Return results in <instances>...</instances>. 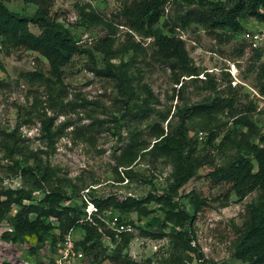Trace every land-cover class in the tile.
Returning a JSON list of instances; mask_svg holds the SVG:
<instances>
[{
  "label": "rangeland",
  "instance_id": "obj_1",
  "mask_svg": "<svg viewBox=\"0 0 264 264\" xmlns=\"http://www.w3.org/2000/svg\"><path fill=\"white\" fill-rule=\"evenodd\" d=\"M132 1L55 0L52 13L59 15L60 22L80 46L91 47L97 38L107 33V29L102 25L82 23L81 9L86 12L92 10L115 24L119 22L115 16L118 10ZM6 6L24 16H31L36 11V6L28 0H12L7 2ZM182 9L185 10V7L173 1L169 2L165 6L161 22L173 21ZM243 22L246 27L256 23L250 17L244 18ZM113 28V45L116 50L114 58L107 62L101 54L94 52L93 63L86 55L76 56L66 67L59 81L49 74L46 59L37 52L26 50L7 54L0 40V142L2 138L11 137L36 151L40 155L37 157L54 170V181L59 182L60 188L72 196L65 204H80L77 193L88 192L83 189L88 184H91L90 192L98 197L113 194L123 199L126 196L144 198L149 193L162 194L171 182V165L168 161L151 160L144 154L129 166H118L116 156L119 154V148L128 140L131 130H136L147 142L153 143L155 138L149 135L151 126L158 123L167 130L168 122L174 123L177 120L176 106L211 99L215 92L206 83V74L214 78L216 90L226 92L230 85L237 91L241 103L255 102L256 108L249 116L264 134V105L259 106L252 96L253 89L258 88L256 71L249 67L251 61L248 49L244 48L243 52H239V47L243 44L242 32L238 37L233 36L228 43H220L200 25L191 24L185 28H176L175 33L185 42L192 64L199 72L198 79L194 80L182 76L181 80L188 81L182 88L180 84L174 83L169 69L152 58L151 38H141L134 34L129 40L139 42L140 48L121 53L122 46L126 44L125 29L118 24ZM31 29L38 33L36 28ZM107 64H110L124 81L95 72L96 69L104 70ZM122 64L125 66L121 67ZM227 67L233 73L232 75L229 72V84L225 83L221 72ZM36 69L41 70L50 81L30 83L21 76L22 73ZM143 84L151 90L153 99L147 98L142 90ZM179 88H182V99L177 97ZM131 91L133 93L130 94L128 108L133 107V110H136L137 107L134 106L146 100L150 108H153L148 118L136 120L124 115L126 105L123 100ZM165 113L166 119L162 118ZM226 113L225 111L214 116L208 124L204 118L199 117L187 121L189 136L198 140L197 154L201 157L207 153L210 158V162L198 168L196 174L204 175L214 168L224 166L241 152V148L237 149L231 143L210 149L198 138L199 132L205 137L209 128L221 126L223 131L230 128L234 118ZM50 120L51 131H58L52 145H48L43 131L44 123ZM241 131L245 132V128ZM220 140L221 136L215 140V146ZM250 143H257V139H250ZM15 158L20 164H25L20 156ZM10 164L11 161L3 156L0 149V175L4 177L1 186L22 187L19 177L12 178L7 175L10 173ZM124 170H129L130 175L123 173ZM191 190L201 191L208 198H213L219 192V189L208 191L205 182L194 178L183 184L175 199L183 204L190 214L193 213V206L189 202ZM255 196L256 192H252L239 200L231 195L227 201L212 203L197 213L191 225L195 237L192 245L196 250L190 253L192 259L189 262L186 260V263L243 264L234 257V243L243 222L246 206ZM42 197L43 193L40 191L33 195L35 200ZM85 207L87 208L88 204ZM17 209L18 206L13 205L6 216L14 214ZM162 212L160 204L151 201L139 210L126 213L107 211L103 218L106 221L122 220L121 223L126 224L128 220L133 221V225L129 224V232L133 234V238L123 253L136 264H166L174 253L169 238L140 233V229L146 228V223L150 222L152 217L163 216ZM51 221L54 225L57 224L56 221ZM167 224L164 232L170 231V223ZM55 232L57 231L53 230L51 234H56ZM82 234L80 228L74 229V241L80 239ZM52 236L48 239L53 240ZM56 243L53 246L49 242L40 245L35 237H29L22 245L17 246L0 242V264L5 260L18 264L55 262L59 254ZM114 249L115 244L104 239L102 247L97 251L99 263L91 264H113L111 258L114 256ZM85 257L82 264H90L91 257Z\"/></svg>",
  "mask_w": 264,
  "mask_h": 264
},
{
  "label": "trees",
  "instance_id": "obj_2",
  "mask_svg": "<svg viewBox=\"0 0 264 264\" xmlns=\"http://www.w3.org/2000/svg\"><path fill=\"white\" fill-rule=\"evenodd\" d=\"M10 1L12 0H0V40L6 53H20L26 50L37 52L46 59L48 72L56 81L61 80L66 67L76 56L86 55L93 63L94 52L101 54L107 62L114 58L116 50L113 45V27L118 24L125 29L126 36V44L122 46L121 53L140 48L139 42L129 40L134 34L141 38H151L152 58L165 65L174 83L184 88L188 81L181 80V77H190L188 80L198 79L199 72L192 64L185 42L175 33L176 28H185L191 24L200 25L218 42L228 43L233 36L238 37L245 30L244 18L250 17L264 22V0H133L118 10L115 16L119 22L115 24L92 10L86 12L81 9L82 23L102 25L107 29V33L97 38L91 47H83L60 22L59 15L52 13L55 0H28L36 6V11L31 16L10 10L6 6ZM171 1L185 7V10H180L173 21L161 22L165 6ZM31 27L36 28L38 33ZM244 48L250 52V69L256 71V89L264 95V61L261 60V51L250 49L243 42L239 52H243ZM123 66L125 64L121 67ZM95 72L124 81L110 64H107L104 70L96 69ZM221 72L225 83L229 84V72ZM206 75V83L215 92L211 99L176 106L177 120L174 123L168 122L167 130L158 123L151 126L149 135L155 138L153 143L147 142L136 130H131L128 140L119 148V154L116 156L118 166H129L144 154L151 160L164 159L170 163L171 182L160 195L149 193L144 198L126 196L123 199L113 194L98 197L90 192L91 184H88L83 188L88 189L85 193L87 200L79 191L76 193L81 200L80 204H65L72 196L60 188L59 182L54 181L56 176L49 164L43 163L37 157L40 155L36 151L20 144L18 139L2 138L0 149L3 156L11 161L8 166L10 173L7 175L12 178L19 177L23 186L4 188L1 186L4 177L0 175V242L17 246L22 245L27 238L35 237L40 245L49 242L53 246L70 231L80 228L83 234L75 241L74 246L75 249H81L85 256L91 257L90 264L99 263L97 251L102 247L104 239L115 244L114 256L111 258L113 264H136L123 253L133 234L129 231L115 232L110 228L108 221L104 220L103 215L107 211L126 213L139 210L145 203L155 201L160 204L163 216L152 217L151 221L146 223V228L140 229V233L168 237L174 253L166 264H187L186 260L189 262L192 259L190 253L196 250L192 245L195 237L191 225L197 213L212 203L227 201L231 195L242 200L248 194L256 192L254 199L246 206L243 222L234 243V257L243 264H264V134L249 116L256 108L255 102L241 103L237 91L230 85L226 92L216 90L214 78ZM21 76L30 83L50 81L38 69L22 73ZM142 88L147 98L153 99L148 86L143 84ZM182 88H179L177 95L180 99ZM132 93L133 91L123 100L126 105L124 115L136 120L148 118L153 108H150L146 100L138 106L135 105L136 110H133V107L128 108ZM225 111L229 117L234 118L231 127L224 131L221 126L209 128L202 142L210 149L231 143L237 149L241 148V152L224 166L214 168L204 175L196 174V170L208 164L210 158L207 153L201 157L197 154L198 140L189 136L187 121L199 117L204 118L208 124L214 116ZM166 115L167 113L162 114V118L166 119ZM51 126L52 120L43 125L48 145H52L58 135L57 130L51 131ZM242 128H245V132L241 131ZM220 136L221 140L215 146V140ZM252 138L257 139V143H250ZM15 156H20L25 164H20ZM123 173L130 175L129 170H124ZM191 178L205 182L210 192L219 189L213 198L204 196L201 191L191 190L189 202L193 206L192 214L175 199L178 189ZM37 191L43 193L39 200L33 198ZM88 202L94 206L89 218L85 210ZM13 205H17L18 209L7 217ZM51 220L57 224L54 225ZM121 221L118 220L117 223L120 224ZM127 222L133 225V221ZM167 223H170V231L164 232ZM53 230L57 231L56 234H51ZM50 235H53V240L48 239ZM85 256L82 263L85 262ZM3 264L18 263L5 260Z\"/></svg>",
  "mask_w": 264,
  "mask_h": 264
},
{
  "label": "built area",
  "instance_id": "obj_3",
  "mask_svg": "<svg viewBox=\"0 0 264 264\" xmlns=\"http://www.w3.org/2000/svg\"><path fill=\"white\" fill-rule=\"evenodd\" d=\"M242 41L246 43L250 49H259L261 51V60L264 61V22L256 21L254 25L246 27L242 32ZM223 69L233 75L231 69L228 67ZM252 96L255 98L259 106L264 105V95H262L256 88L253 89ZM198 138L199 140H203L204 134L199 132ZM83 198L87 200V196L85 194H83ZM87 204L88 207L85 210L87 212V218H89V215L94 210V206L91 202H88ZM107 223L110 228L116 232L130 230L129 224H118L115 220H110ZM74 243L75 241L72 237V231H70L69 234H67L62 240L57 241L56 245L59 254L55 259L54 264H82L84 256L83 251L81 249H75ZM7 245L11 246L12 244L7 243ZM46 264H50V262H47Z\"/></svg>",
  "mask_w": 264,
  "mask_h": 264
}]
</instances>
